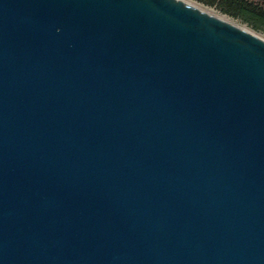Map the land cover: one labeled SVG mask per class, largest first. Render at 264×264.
Wrapping results in <instances>:
<instances>
[{
    "label": "water",
    "instance_id": "water-1",
    "mask_svg": "<svg viewBox=\"0 0 264 264\" xmlns=\"http://www.w3.org/2000/svg\"><path fill=\"white\" fill-rule=\"evenodd\" d=\"M0 264H264V39L180 0H0Z\"/></svg>",
    "mask_w": 264,
    "mask_h": 264
},
{
    "label": "trees",
    "instance_id": "trees-1",
    "mask_svg": "<svg viewBox=\"0 0 264 264\" xmlns=\"http://www.w3.org/2000/svg\"><path fill=\"white\" fill-rule=\"evenodd\" d=\"M217 7L227 16L244 21L253 30L264 32V0H197Z\"/></svg>",
    "mask_w": 264,
    "mask_h": 264
},
{
    "label": "rangeland",
    "instance_id": "rangeland-1",
    "mask_svg": "<svg viewBox=\"0 0 264 264\" xmlns=\"http://www.w3.org/2000/svg\"><path fill=\"white\" fill-rule=\"evenodd\" d=\"M191 2L196 4L199 8L201 7L202 9L207 10L209 13H211L213 15L215 14L219 17H223V18L229 20L230 22L235 23L240 28H242V29L244 28V29L248 30L249 32L253 33L254 35H256V36L258 35L259 37L264 39V32H261V31L256 32L249 25H247L244 21H241L239 19L225 15L224 13H222V11H220L219 8H217L215 6L214 7L207 6V5L203 4L201 1L199 2L197 0H191Z\"/></svg>",
    "mask_w": 264,
    "mask_h": 264
},
{
    "label": "bare ground",
    "instance_id": "bare-ground-1",
    "mask_svg": "<svg viewBox=\"0 0 264 264\" xmlns=\"http://www.w3.org/2000/svg\"><path fill=\"white\" fill-rule=\"evenodd\" d=\"M180 1H182V2H186V3H188V4H190L191 6H193V7H195L196 9H201V10H203L204 12H206V13H208V14H210V15H212L213 17L215 16V17H217V18H219V19H221V20H224V21H226V22H230L229 20H227V19H225V18H223V17H219V16H217V15H213V14H211V13H209L207 10H204V9H202L201 7L199 8L196 4H194L193 2H191V0H180ZM231 23H233V22H231ZM233 24H235V23H233ZM236 25V24H235ZM246 30V29H245ZM248 31V30H247Z\"/></svg>",
    "mask_w": 264,
    "mask_h": 264
}]
</instances>
